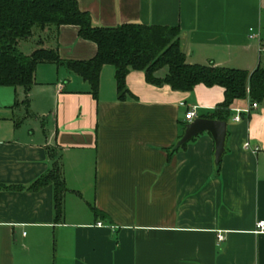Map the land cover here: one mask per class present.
<instances>
[{"label":"crops","instance_id":"0c3cea01","mask_svg":"<svg viewBox=\"0 0 264 264\" xmlns=\"http://www.w3.org/2000/svg\"><path fill=\"white\" fill-rule=\"evenodd\" d=\"M74 1L96 27H176L189 64L250 72L264 59V0ZM35 47L55 50L59 64L36 66L27 104L21 88L0 87V264H264V232L254 233L264 222V100L232 101L215 170L208 133L172 147L184 114H212L220 87L173 91L132 70L119 100L103 65L93 98L66 66L95 55L76 27L34 29L18 44ZM46 149L66 189L57 221L50 185L25 190L48 171Z\"/></svg>","mask_w":264,"mask_h":264},{"label":"trees","instance_id":"16d2710c","mask_svg":"<svg viewBox=\"0 0 264 264\" xmlns=\"http://www.w3.org/2000/svg\"><path fill=\"white\" fill-rule=\"evenodd\" d=\"M60 26L76 27L78 38L95 45V55L91 59L66 63L69 71L88 84V93L93 98L100 68L110 65L114 69L119 100L127 94L124 78L132 70L141 71L146 83L157 87L166 85L173 91H190L196 85L220 87L222 101L212 114L202 117L205 119L225 122L234 100L248 98L255 103L264 100V67L260 62L250 72L213 64H189L179 50L176 27L128 23L102 28L92 25L89 15L80 11L74 0H0V87L21 88L24 94L21 103L24 105L36 66L44 63L58 65L59 59L55 50L42 47L23 54L18 44L28 40L34 29L47 28L55 35ZM262 55L264 58V53ZM163 68L166 69L165 75L157 78L155 73ZM46 156L50 161L48 171L25 190L38 191L50 185L57 221L62 215V198L66 189L55 152L46 149ZM91 209L95 215L100 214Z\"/></svg>","mask_w":264,"mask_h":264},{"label":"water","instance_id":"95a60500","mask_svg":"<svg viewBox=\"0 0 264 264\" xmlns=\"http://www.w3.org/2000/svg\"><path fill=\"white\" fill-rule=\"evenodd\" d=\"M204 132L208 133L213 141V165L215 170H217L220 157L224 153V141L226 137V123L224 121L201 117L194 118L184 125L182 134L174 143L172 150L175 151L183 147L194 137Z\"/></svg>","mask_w":264,"mask_h":264},{"label":"built area","instance_id":"2783aa9c","mask_svg":"<svg viewBox=\"0 0 264 264\" xmlns=\"http://www.w3.org/2000/svg\"><path fill=\"white\" fill-rule=\"evenodd\" d=\"M258 53L261 55L264 53V43L262 42L259 47H258ZM257 104L255 102H251L249 105L250 109H254L256 108ZM244 112H247V110H245ZM194 118H196V114H195V108L192 107L190 110H188L185 114H184V120L185 122H190L192 121ZM234 120H238V115L234 116ZM244 149L247 148V145L245 144ZM96 226L100 227L101 224L97 223ZM264 232V222L259 221L255 223V227H254V233H263ZM222 237L220 235L217 236V241H221Z\"/></svg>","mask_w":264,"mask_h":264},{"label":"rangeland","instance_id":"374dc122","mask_svg":"<svg viewBox=\"0 0 264 264\" xmlns=\"http://www.w3.org/2000/svg\"><path fill=\"white\" fill-rule=\"evenodd\" d=\"M261 57H262V54H261ZM263 60V59H262ZM261 60V62H260V66L261 67H264V63H263V61ZM19 101V100H18ZM27 121H28V123H31L32 121H34V119H33V117H29L28 119H27Z\"/></svg>","mask_w":264,"mask_h":264}]
</instances>
